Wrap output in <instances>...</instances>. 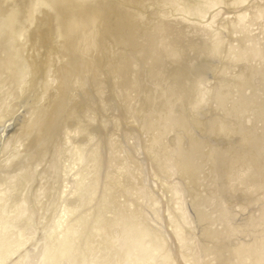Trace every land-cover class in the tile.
<instances>
[{"label":"rangeland","instance_id":"rangeland-1","mask_svg":"<svg viewBox=\"0 0 264 264\" xmlns=\"http://www.w3.org/2000/svg\"><path fill=\"white\" fill-rule=\"evenodd\" d=\"M97 1L80 102L0 96V264H264V0Z\"/></svg>","mask_w":264,"mask_h":264},{"label":"bare ground","instance_id":"bare-ground-1","mask_svg":"<svg viewBox=\"0 0 264 264\" xmlns=\"http://www.w3.org/2000/svg\"><path fill=\"white\" fill-rule=\"evenodd\" d=\"M108 1H110V0H108ZM121 1H123V0H121ZM136 1H135V3H136ZM114 2L116 3V0H114ZM125 2L126 1H124V4H128L129 3V2H126V3ZM131 2L132 1H130V3ZM145 2H146V0H145ZM115 3H113V5H115ZM117 3H118V1H117ZM117 3H116V5H117ZM132 3H134V0H133ZM147 4H148V2H147ZM104 5H105V3H104ZM104 5L102 3H100V1H97V0H92V1L91 0H89V1H87V0H0V26L1 27H5V26L8 25V27H5V28H7V35H8V38L7 39H9V43H8V40L7 41L4 40L9 45H4V44L1 45V43H0V69H1L0 70L1 71L0 74L3 75V73H4V76H1L0 75V79H1V81H0V84H1V86H0L1 87L0 88V96L3 99L4 96L6 97V95H11L12 93L10 94V92L12 91V89H14V88L17 87L16 84L13 83L12 81H9V82L7 81L9 77H11L12 75H14L17 78V81H19V82L21 80H24L23 81V84H22L23 87L20 86L21 87L20 89H22V90L20 91L19 89H17V90L20 91L18 97H21L23 93H26V91H28L27 92L28 93L27 95L30 94L31 95V98L27 102H23V96L24 97H27L26 95H23L22 98H20L19 102L22 105H26V106L29 105L28 106V110L31 112V114L29 112L28 115H30L31 121L33 120L32 121V125H30L31 127H29V125L28 126L27 125L25 126L26 129L24 128V131H26V132H24V133H28L29 130H27V129L32 128L35 123H38L41 120V118H42L43 115L46 116V121H45L46 123L47 122H51L52 123V121H53L52 119H54L56 116H54V118H52L53 114H52V111H50V109L54 105V100H55V98L57 96H60L61 98H65V95L67 93H69L67 95L69 97H71V99L74 98V101H75V99H76L75 97H76L77 94L78 95H79V93H81V95L84 94V93L82 94L81 90L83 88L80 87V86L90 84V82H89V79L88 80L86 79V78H89V77H86L88 75H84L85 71L87 69L89 70L88 66H86V70L85 71L84 70H80L81 69V65H82V68H83V64L84 63L86 64V61H88V59H89V58L87 59V57H86V55H88V54L87 53L85 54L83 52V48L86 49L85 46H88L89 48H91L89 46V44H87V45L85 44L86 41H87V36L89 35V33L93 32V34H95V33L99 32L100 30L102 31L103 28H104L103 30H105L104 25H105V23L108 22V21H106V18L109 16L108 15V13H109L108 11H110V10L106 9V7H105L106 5L105 6ZM121 5H123V4H121ZM135 5H137V4H135ZM123 6H121V7H123ZM126 7H129V9H130V6H126ZM116 11L112 10V12H115V13H116ZM137 12H139V11H137ZM115 13H113V14H115ZM117 13H118V11H117ZM134 13H131V14H134ZM127 14H130V11H128ZM116 16H118V15H116ZM150 16H151V14H150ZM115 17H113V18H115ZM125 18H127V15H126ZM132 18H135V17H132ZM107 19H111V18H107ZM112 20H114V19H111L110 22ZM142 20H140V22H142ZM124 22H126V21H124ZM117 24H119V23H117ZM109 25H111V24L108 23L107 28H108ZM112 25H113V22H112ZM111 26H110V29L111 28H114V27H111ZM140 26H142V25H140ZM87 27H89V28H87ZM107 28H106V30H107ZM111 33H110V35H111ZM100 34H105V32L104 33H100ZM112 34H114V33H112ZM107 35H109V34H107ZM107 35H105V36H107ZM4 36H5V34H4ZM93 36H97V35L95 34ZM93 36H92V38H93ZM99 37H101V36L99 35L97 39H99ZM102 37H104V35ZM90 38L91 37H89L88 39H90ZM101 39L103 41V39H105V38H101ZM112 39H114V38H112ZM105 40L107 41L108 39H105ZM104 42L105 41H103V44H105ZM113 42H115V41H113ZM106 43H107V47H108V44H110V42L109 43L106 42ZM91 44H92V42H91ZM100 44L102 45V42ZM95 45L96 44H94V46ZM112 45H111V47H112ZM114 45H115V43H114ZM114 45H113V47H114ZM94 46H92V47H94ZM88 47H87V49H89ZM95 48H96V52L97 51L99 52V53L97 52L96 54L100 55L101 52L99 51L100 49L99 50L97 49L98 48L97 45H96ZM95 48L92 49V50H94V52H95ZM101 49H102V47H101ZM105 49H108V48H105ZM105 49H104V53H105ZM109 49H110V47H109ZM111 49H113V48H111ZM84 51L86 52L87 50H84ZM109 51H112V50H109ZM122 51H123V49H122ZM91 52L92 51L90 49V53ZM94 52H92L91 54L93 55ZM113 52H116V49H114ZM90 53H89V55H91ZM107 53H105L104 55H108ZM96 54L94 53V56H93L94 59H95V56H96V58H99V56L97 57ZM111 58H114V57H111ZM116 58H117V55H116ZM102 59H104V58L100 57V60H102ZM89 60H90V62L92 61L91 59H89ZM96 60H98V59H96ZM100 60H98V61H100ZM106 60L108 62V59L107 58H106ZM109 60H110V58H109ZM113 60H115V59H113ZM104 61H105V59H104ZM104 61H102V63L100 61L99 63L103 65L104 64L103 63ZM113 62H116V61H113ZM98 66H99V64H98ZM105 66L107 67L106 68L107 70L108 69L110 70V68H113V67H111V64L109 65L110 67H108L107 65H105ZM105 66H103V67H105ZM91 67H92V65H91ZM95 68L96 69L100 68V67H97V62H96V67ZM95 68H93L94 71H96ZM81 71H84V73H82ZM100 71L102 73V70H100ZM80 72L86 78L81 77L82 75H81ZM111 72L112 71H109V74ZM85 74H88V73L86 72ZM93 74H94V72H93ZM95 74L97 75V73H95ZM96 75H95V78L98 77V75L97 76ZM111 75H112V73H111ZM81 78H82V80L85 79V81H88L89 83L86 84L85 82H83L85 84L80 85L81 84V82H80ZM90 78H92V77H90ZM123 80H124V78H123ZM6 81L8 83H12V84L11 85L10 84H7V87H6V84H5ZM91 82H93V81L91 80ZM121 82H123V81H121ZM78 83H80L79 84L80 85L79 86L80 87L79 90H78V88L76 89V86L78 85ZM14 84H15L16 87L14 86ZM91 85H92V83H91ZM127 85H129V83ZM87 86H86L87 87L86 89H89V85H87ZM39 89H40V91H39ZM17 90H15V91H17ZM104 90H106V89H104ZM95 91H97V90H95ZM36 92L38 94H35ZM83 92H86V91H83ZM90 92L91 91H89L86 94V96H85L86 98H88V96L90 95ZM63 94H64V96H63ZM95 94H97V93H95ZM13 95H14V97L18 98L17 97V94H16V96H15V94H13ZM68 96H66V97H68ZM69 97L66 98V99L70 100ZM7 99H8L7 105H4V103H2L3 106H5V107L1 110L2 113H0V117H1V114L2 115L4 114V111L6 112L7 109L9 110V108L12 105L14 106V103L15 102H13V99H9V98H7ZM58 99L60 100V98H58ZM79 99L78 100L76 99L77 102L76 101L75 102L78 103ZM82 100L86 101L87 99L85 100V98H84ZM104 101H107V100H104ZM110 101H112V100H110ZM19 102L16 101V103H19ZM70 103H71V101H70ZM108 103H109V101H108ZM112 103H113V101H112ZM59 104H60V102H59ZM63 104H60V105H63ZM41 106H42V109L40 108ZM68 106L70 107V104ZM80 106L81 105H78L79 108H81ZM57 107L60 108L59 106H57ZM71 107H74V106L72 105ZM31 108H32V110H31ZM58 108H56V109H58ZM83 108H84V106H83ZM83 108H81L82 110H80V111L83 112L84 109H85V108L84 109ZM110 108H112V107H110ZM73 109H75V108H73ZM78 109H77V114L79 115L80 114L79 113L80 111L78 112ZM12 110L10 109V111H12ZM73 111L75 112L76 110H73ZM56 112L58 113V111H56ZM59 112H60V110H59ZM72 114H74V113H72ZM58 115H61V114L58 113ZM105 115H106V113H105ZM70 116H72V115H70ZM70 116H68V117H70ZM79 118H81V120H82L83 117L80 116ZM0 120H1V118H0ZM63 120H64V118H63ZM68 120H70V119H68ZM73 120H75V119H73ZM78 121H79V119H78ZM6 122L4 121L5 124H7ZM48 124H50V123H48ZM50 125H52V124H50ZM40 127H41V133H45V127H42V125ZM40 127H39V129H40ZM78 128H79V126H78ZM34 129H36V126H35ZM75 129H74V131H75ZM7 130H8V128L5 129V127H3L2 129H0V132H3L4 133V132H7ZM30 131H31V129H30ZM36 131H38V130H36ZM36 131H34V132L37 134ZM71 132H73V131H71ZM29 133H32V132H29ZM41 133H39V134H41ZM52 133L49 134V135L52 136ZM67 133H69V132H67ZM20 136H22V135H20ZM0 139L3 140V142H4L5 136L3 135V137L2 138L0 137ZM49 140H50V138H49ZM17 141H18V139H17ZM9 143L8 142H7V144L5 143L6 145H5L4 152H3L4 154H6L7 151L10 150V148L8 150V144ZM22 144H25V142L21 143V145ZM13 151H14V149H13ZM10 153L11 152H9V154ZM3 156L4 157L2 159H0V161L6 162L7 161V157H6V155H3ZM17 158H19V157H16L15 160ZM9 161H12V160H9ZM61 210L63 211V209H61Z\"/></svg>","mask_w":264,"mask_h":264}]
</instances>
